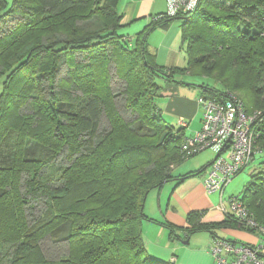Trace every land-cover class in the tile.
Listing matches in <instances>:
<instances>
[{
  "label": "trees",
  "instance_id": "obj_1",
  "mask_svg": "<svg viewBox=\"0 0 264 264\" xmlns=\"http://www.w3.org/2000/svg\"><path fill=\"white\" fill-rule=\"evenodd\" d=\"M119 1L12 0L2 11L0 0L1 20L28 14L18 38L5 47L11 35L0 38V264H173L147 252L142 223L155 220L143 204L151 190L204 168L180 177L168 168L186 159L184 129L156 107L161 80L185 84L194 76L201 93L216 98L253 91L243 106L260 111L264 146V0H199L192 12L153 16L133 37L117 32ZM174 19L182 20L184 67L158 65L148 49L149 32ZM199 24L202 32L193 33ZM111 63L131 119L116 107ZM237 197L264 226L263 172L250 173ZM204 213L189 211L184 227L162 225L172 239L176 230L186 238L245 230L231 215L204 223ZM45 236L65 241L67 252L48 259Z\"/></svg>",
  "mask_w": 264,
  "mask_h": 264
},
{
  "label": "crops",
  "instance_id": "obj_2",
  "mask_svg": "<svg viewBox=\"0 0 264 264\" xmlns=\"http://www.w3.org/2000/svg\"><path fill=\"white\" fill-rule=\"evenodd\" d=\"M117 9L121 14L119 27L121 32L118 33L133 37L151 22L153 16L166 11V0H120ZM170 28H173L171 34H169ZM156 31L158 35H153ZM162 35H164L163 38ZM167 35L171 38H178V42L176 44L175 42H169L166 46H163ZM147 42L148 49L158 65L166 67L185 66L186 58L183 52L184 48L181 45L178 25L170 24L167 28L151 30ZM159 55L162 56L161 61L157 60ZM185 81L195 85L161 80L160 95L157 96L155 102L160 115L166 122L176 128L182 127L180 121L186 123L183 126L184 134L190 136L201 127L202 105L198 102V97L203 94L197 80ZM211 161H207L194 171L204 168L202 172L204 173ZM186 173L172 174L180 177ZM203 178L200 180L196 177H189L180 182L172 180L174 184H166L167 182H165L162 187L151 190L156 191L150 197H148L149 193L147 194L143 205L144 213L148 218L155 221L150 219L143 221L142 236L145 248L153 258L161 261H171L173 264H217L210 253V242L214 237L211 232L200 231L189 235L187 238L183 233L186 239L181 242V240L170 238L169 233L166 234L164 231L165 226L162 225V223L169 222L177 227H184L187 213L193 210H205L201 218L204 223L218 222L223 220L226 215L232 214L227 203H224L222 210L218 207L220 196L224 198V190L221 195L219 193H206L202 184ZM155 194H158L159 197L156 201L153 200ZM162 194L164 195L162 196ZM215 194L217 196H212ZM217 199L218 203H216ZM154 202L158 210L152 207ZM148 204L150 207L147 209ZM217 233V237L237 243L254 244L258 241L257 235L238 228L222 227V229H218Z\"/></svg>",
  "mask_w": 264,
  "mask_h": 264
},
{
  "label": "built area",
  "instance_id": "obj_3",
  "mask_svg": "<svg viewBox=\"0 0 264 264\" xmlns=\"http://www.w3.org/2000/svg\"><path fill=\"white\" fill-rule=\"evenodd\" d=\"M199 0H167V13L175 15L191 12ZM201 127L192 135L185 136L180 149L187 154L210 149L215 156L205 171L203 187L206 193H219L232 178L250 163L256 153L264 148L258 145L263 133L257 116L260 111L247 113L242 99L235 92L226 91L221 98L201 95ZM263 147V146H261ZM227 203L232 215L241 225L251 222V227L259 225L264 239V226L261 225L236 195L221 198L218 207L222 210ZM264 245L255 249L229 239L213 238L210 253L217 264H264Z\"/></svg>",
  "mask_w": 264,
  "mask_h": 264
},
{
  "label": "rangeland",
  "instance_id": "obj_4",
  "mask_svg": "<svg viewBox=\"0 0 264 264\" xmlns=\"http://www.w3.org/2000/svg\"><path fill=\"white\" fill-rule=\"evenodd\" d=\"M4 1H5V6L1 8L2 11L6 10L7 8H9L12 5V0H4ZM197 5H198V3H197ZM197 5H196V7L194 9L197 8ZM166 9H167V4H166ZM186 13H189V12H186ZM27 17H28V14L26 12H20V10H16V11H14L12 13V16L8 20L3 21V20L0 19V38H2L5 34L6 35L7 34L11 35V37L6 38L2 42V45L4 47L7 46L11 40H15L16 38H18L20 36L21 31L17 30V28H18L17 26L21 22H24V20H26ZM181 23H182L181 19H174V20L169 22V24L178 25L179 29H180V24ZM199 26H202V25L199 24L198 26H196L197 28H194V30H192L193 33L202 32V27H199ZM171 31H173V28L169 29V34H171ZM117 32H119V33L121 32L120 28L117 29ZM154 33L155 34H153V35H158L157 31L154 32ZM188 34H189V31H188ZM168 36L169 35H167V37L165 38L163 46H166V44H168L169 42H175V44L178 42V38H171V37H168ZM155 37L157 38L158 36H155ZM163 37H164V35H162V38ZM158 47H160V46H158ZM0 49H1V46H0ZM183 52H184V55H185V58H186L187 54L185 53V51H183ZM157 60L161 61L162 60V56L159 55L157 57ZM64 69L65 68L63 67L61 69V71L59 72L60 76L63 75ZM110 71H111V74H112V77H113V80H112V83H111V88H112V90L115 93H117L116 94L117 96L115 97L116 107H117V109L120 111V113L122 114V116L125 119H131L130 111L124 105V98H125L124 88L125 87H124L123 82L120 81L119 79H117L116 74H114V71H115L114 63L110 64ZM183 78H184V80H191V79L194 80V81L197 80V78L194 77V76H186L185 75ZM235 93L241 99H244L245 101L244 100H242V101L245 102V103L247 102L246 99H249V98L251 100H255V98H254L255 95H254L253 91L244 90V94H243L241 91H237L236 90ZM262 98L264 99L263 95H262ZM101 122H102L103 126L106 125L107 120H106L105 116H102ZM180 124H182L181 128L184 129L183 126H185L186 123L180 121ZM185 136H187V135L184 134V130H183L182 138H184ZM158 140L159 139L157 138V141ZM153 142L155 144L156 140H153ZM258 145L259 146L260 145L263 146L260 143H258ZM261 146H260V148H264V146L263 147H261ZM180 150L181 149L179 148V151ZM180 152H181L182 156L184 158H186V159L183 162H181V163H179V164H177L175 166L173 164H169L168 168H172V173L173 174H183V173H186L188 171H194L198 167H200L201 165H204L207 161L213 160V158L215 156V152L213 150H210V149H205V150L199 151L197 153H192V154H187V153H185L182 150ZM51 170H53V169H51ZM252 172L253 173H257V172H261L262 173L263 172V174H264V149L262 151H260L259 153H256L254 155L253 159L250 161V163L248 165H246L242 169L241 172L236 174L232 178V180L226 185V187L224 188V191H223V193H224L223 197L226 199L230 195H238L243 190L245 184L247 183V181L250 178V173H252ZM204 174H205V172L201 173L199 175H195L193 177H196V178H199L200 180H202V178L204 177ZM168 183H173L174 184V181H169L166 184H168ZM202 184H203V182H202ZM155 191L156 190L149 192L148 197H150L153 193H155ZM163 195L164 194H162V196ZM167 196H168V194H167ZM212 196H217V194L212 195ZM157 198H159L158 194H155L153 196V200L156 201ZM216 201H217L216 203H218V199ZM156 204H157V202H156ZM149 207L150 206L148 204L147 209ZM152 207L154 209H156L155 202L153 203ZM156 210H158V209H156ZM248 210L251 211L249 208H248ZM143 211H144V208H143ZM38 212H39V206L32 210L33 214H37ZM252 214H253V212H252ZM232 216L235 218L234 215H232ZM28 217H29V215H28ZM238 221L239 220L237 219V222ZM251 225H252L251 222H244V224L242 226H243V229L248 230V232L257 235L258 241L255 242L254 244H245V243H241V244H245V245H247V247H251V248L255 249L259 245H264V239L259 237V235H258V234H261V232L259 230V225L257 224V225L252 226V227H251ZM164 231H165L166 234L169 233V230L166 227L164 228ZM203 233H205V232H203ZM175 234H177L178 237H173V239L181 240V242H183L186 239V238H184V234H183V232L181 230H176ZM213 238H221V237L214 236ZM221 239H225V238H221ZM41 246H42V249H43V252H44L45 256L48 259H58L60 256H62L63 254H65L67 252V243L65 241L54 242V241H52L49 238V236H45L41 240ZM263 253H264V250H263Z\"/></svg>",
  "mask_w": 264,
  "mask_h": 264
},
{
  "label": "water",
  "instance_id": "obj_5",
  "mask_svg": "<svg viewBox=\"0 0 264 264\" xmlns=\"http://www.w3.org/2000/svg\"><path fill=\"white\" fill-rule=\"evenodd\" d=\"M187 242V241H186Z\"/></svg>",
  "mask_w": 264,
  "mask_h": 264
}]
</instances>
